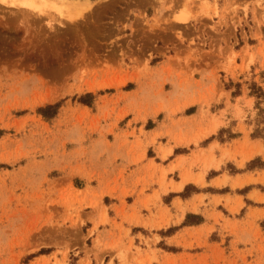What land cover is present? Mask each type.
<instances>
[{"label": "rangeland", "instance_id": "obj_1", "mask_svg": "<svg viewBox=\"0 0 264 264\" xmlns=\"http://www.w3.org/2000/svg\"><path fill=\"white\" fill-rule=\"evenodd\" d=\"M0 264H264V0H0Z\"/></svg>", "mask_w": 264, "mask_h": 264}, {"label": "trees", "instance_id": "obj_2", "mask_svg": "<svg viewBox=\"0 0 264 264\" xmlns=\"http://www.w3.org/2000/svg\"><path fill=\"white\" fill-rule=\"evenodd\" d=\"M43 111H44V113H45V112H46V109H44Z\"/></svg>", "mask_w": 264, "mask_h": 264}]
</instances>
